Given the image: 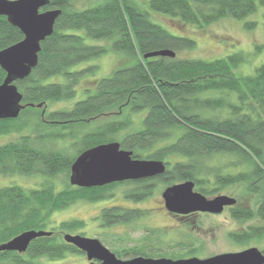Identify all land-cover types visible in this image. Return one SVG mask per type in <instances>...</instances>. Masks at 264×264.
Wrapping results in <instances>:
<instances>
[{
	"label": "trees",
	"instance_id": "1",
	"mask_svg": "<svg viewBox=\"0 0 264 264\" xmlns=\"http://www.w3.org/2000/svg\"><path fill=\"white\" fill-rule=\"evenodd\" d=\"M73 1L48 0L41 8H57L60 13L52 33L40 42L36 65L14 82L21 94L18 115L0 118V135L15 134L0 144V175L42 177L37 187L0 186V243L30 229L51 233L32 239L22 253L1 250L0 264H54L67 254H83L62 235L83 228L85 222L73 218L50 226L54 212L77 201L111 198L122 185H127L123 197L133 202L147 199L157 183L166 187L192 180L194 189L207 197L241 186L253 197L252 205L236 199L226 207L230 216L264 221V63L253 74L239 75L235 70L246 60L241 52L211 60L182 58L177 52L194 47L195 41L171 34L134 1L105 0L83 9H76ZM148 4L154 11L202 28L225 17L243 19L264 6V0H149ZM254 25L245 23L247 28ZM78 30L108 43L88 44ZM22 38L21 31L0 15V50ZM166 48L175 56L143 57ZM108 50L123 52L133 62L97 79L94 90L88 89L71 106L50 108L54 102L71 99L81 76L96 68L70 67ZM5 76L0 67V84ZM138 112H143L141 127L132 129V115ZM110 141L132 150L133 157L163 160L165 171L101 186L71 185L75 157ZM145 214L139 208L111 205L102 207L97 219L107 229L128 225ZM145 229L137 242L115 245L111 251L118 258H183L197 251L189 240L175 242L182 252H168L159 231ZM263 234L264 225H256L229 236L243 243Z\"/></svg>",
	"mask_w": 264,
	"mask_h": 264
},
{
	"label": "rangeland",
	"instance_id": "2",
	"mask_svg": "<svg viewBox=\"0 0 264 264\" xmlns=\"http://www.w3.org/2000/svg\"><path fill=\"white\" fill-rule=\"evenodd\" d=\"M105 0H74L73 6L76 9H83L104 2ZM142 9L148 12L150 19L160 24L171 34L188 37L195 41L192 48H185L177 52L179 57L201 58L211 60L235 52H241L246 60L240 63L235 70L239 75L253 74L257 66L264 63V6H258L256 11L243 19L225 17L219 21L198 28L195 25L187 24L179 18L154 11L149 7V0H132ZM252 21L253 27H245V23ZM84 37L88 44H107V40L93 39L87 37L82 30L77 31ZM256 46L260 48L257 49ZM133 62V58L120 51L108 50L105 53L81 61L70 67V70H79L91 65L96 68L93 72H86L81 76L78 85L75 87V95L67 100L54 102L50 108L71 106L76 100L83 99L95 88V82L100 77L108 76L113 70L125 67ZM53 79V78H52ZM51 79V80H52ZM59 81L63 78L57 77ZM143 112L132 115L134 124L132 129L141 127L140 118ZM15 134L0 135V144L12 139ZM42 180L39 175H0V186L18 184L25 188L37 187ZM61 182L60 178H57ZM127 185L118 186L111 198L97 202L77 201L70 206L54 212L50 226L58 224L62 220L81 219L85 222L83 228L70 232L79 233L88 237H96L108 249L115 245L127 246L137 242L146 232L145 228H153L159 231L163 241L164 250L171 252L175 250L182 252V248L175 246V242H188L197 251L191 256L200 258L213 254L238 251L249 246L264 248V234L260 237H253L247 242L239 243L229 236L231 232H238L248 226L264 225V221L258 218L249 220H236L232 218L225 208L221 213L213 214L207 212H191L189 214H174L167 211L163 204L161 192L165 186L157 183L152 194L145 200L133 202L122 195V190ZM219 194H227L238 203L252 205L253 197L245 193L241 186H231L223 189ZM120 205L122 207L139 208L146 212L137 221L128 225L117 224L109 228H101L97 219L99 211L104 206ZM189 257V256H187ZM129 257H122L126 259ZM54 264H89L85 254L70 253L63 258L53 262Z\"/></svg>",
	"mask_w": 264,
	"mask_h": 264
},
{
	"label": "water",
	"instance_id": "3",
	"mask_svg": "<svg viewBox=\"0 0 264 264\" xmlns=\"http://www.w3.org/2000/svg\"><path fill=\"white\" fill-rule=\"evenodd\" d=\"M48 0H0V15L16 26L23 38L0 50V67L6 72L0 84V118H14L21 109V94L14 82L29 75L37 63L40 42L53 31L60 9L41 10ZM175 56L170 49H159L143 54ZM166 163L161 159L136 158L132 150L121 148L120 142L100 143L81 151L70 166L69 183L74 186H101L112 182L151 178L162 174ZM164 207L174 214L207 212L218 214L233 206L236 199L227 194L207 197L194 189V182L186 180L168 185L161 192ZM51 231L30 229L6 242L1 250L24 252L32 239L50 235ZM63 239L84 252L89 264H264V252L256 246L228 251L207 257L183 258L145 257L118 258L96 237L79 233H63Z\"/></svg>",
	"mask_w": 264,
	"mask_h": 264
}]
</instances>
